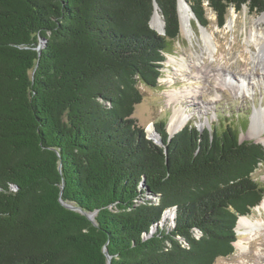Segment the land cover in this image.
Instances as JSON below:
<instances>
[{
    "label": "trees",
    "instance_id": "obj_1",
    "mask_svg": "<svg viewBox=\"0 0 264 264\" xmlns=\"http://www.w3.org/2000/svg\"><path fill=\"white\" fill-rule=\"evenodd\" d=\"M185 1L202 27L205 5L219 28L229 8L264 11V0ZM154 3L164 35L150 27ZM178 34L177 0H0V264L233 254L238 219L264 199L252 179L264 147L231 126L170 138L164 122L159 147L132 118Z\"/></svg>",
    "mask_w": 264,
    "mask_h": 264
},
{
    "label": "rangeland",
    "instance_id": "obj_2",
    "mask_svg": "<svg viewBox=\"0 0 264 264\" xmlns=\"http://www.w3.org/2000/svg\"><path fill=\"white\" fill-rule=\"evenodd\" d=\"M185 6L188 9V3ZM263 13L264 11L251 13L246 6L238 12L229 8L224 25L219 28L216 15L205 5L208 25L200 27L194 13L189 11L192 33L183 35L178 10L179 34L166 54L162 75L156 87L151 88L144 84L138 86L142 101L135 106L132 118L144 129L149 140L151 139L147 135V128H158L161 122H164L168 136H173L189 124L199 130L206 127L217 128L219 131L231 126L237 130L239 142L259 143L264 147V47H258L251 39L254 29L262 32L264 36V22L256 24ZM153 14L150 26L158 31L151 24ZM162 28L164 29V24ZM170 57L179 64L185 63L183 73L173 70L174 66L168 63ZM188 90L195 96L181 100V106L190 116L189 120L170 135L167 125L177 105L167 104L164 93L183 91L184 94ZM255 110L261 112L251 128V116ZM252 179L264 188V164L252 174ZM143 197L145 200L152 199L147 193ZM254 209L250 215L253 214L263 222V235L245 244L244 239L247 236L238 235L236 232L234 245L240 240L247 247L246 250L242 251L234 246L232 255L218 258L215 264H264V208H259L260 216ZM172 217L173 212L167 211L162 220H171ZM171 226L168 221L167 228ZM195 235L198 236V233L195 232Z\"/></svg>",
    "mask_w": 264,
    "mask_h": 264
},
{
    "label": "bare ground",
    "instance_id": "obj_3",
    "mask_svg": "<svg viewBox=\"0 0 264 264\" xmlns=\"http://www.w3.org/2000/svg\"><path fill=\"white\" fill-rule=\"evenodd\" d=\"M178 10H179V18H180V30L183 35H190L192 33V29L190 27V15L187 7L185 6L184 0H179L178 2ZM262 22H264V13L260 17V19L257 21V25H260ZM162 19L160 17V14L158 12V9L156 8L152 17L151 24L154 28H156L158 31L162 32ZM251 39L252 41L258 46V47H264V36L262 32L257 31V29H254L251 32ZM168 63L172 64L173 70L177 71L178 73H183L182 69L186 68L185 63H178L173 57L169 58ZM178 67V68H177ZM202 74V73H201ZM199 75V73H197ZM165 97L167 98V104H174L177 105V108L174 107L171 116L168 121L167 125V131L170 135H173L176 131H178L182 126H184L188 120L189 115H187L186 111L181 106V100L183 101L185 98H189V96L194 97V93L188 90V93L183 94V91L181 92H167L164 93ZM183 97V98H182ZM182 98V99H181ZM191 98V97H190ZM214 100V99H213ZM260 110H255V112L251 116V128L254 127L255 121L257 120V116L260 115ZM260 133V132H258ZM147 135L148 137L158 142V136L153 130L152 126H149L147 128ZM259 208H264V200L261 202L259 207H256L254 210L258 212V215H261V212ZM263 222L261 219L255 218L253 214L247 216V217H241L237 221V227L236 232L238 235H246L247 238L244 239V243L247 244L250 241L255 240L259 236L263 235ZM239 250H246V246L243 245L242 241H237L234 245Z\"/></svg>",
    "mask_w": 264,
    "mask_h": 264
},
{
    "label": "water",
    "instance_id": "obj_4",
    "mask_svg": "<svg viewBox=\"0 0 264 264\" xmlns=\"http://www.w3.org/2000/svg\"><path fill=\"white\" fill-rule=\"evenodd\" d=\"M185 1V0H184ZM178 2H179V0H177V13H178ZM185 4H187V2L185 1ZM154 5V11H155V9L156 8H158L157 7V4L156 3H154L153 4ZM188 9H189V11L193 14V12H192V10H191V8H190V6L188 5ZM154 11H153V13H154ZM193 16H194V14H193ZM195 17V16H194ZM196 19V18H195ZM163 24H164V21H163ZM200 27H202L201 25H199ZM151 27V26H150ZM203 28V27H202ZM158 34H160V35H164V29L162 30V33H159L158 31H156ZM40 46H39V48H38V50H40ZM153 127V126H152ZM153 130H154V132L156 133V131H155V129H154V127H153ZM156 135L158 136V142H155V141H153V140H151L155 145H157V146H159V147H163V144H162V141H161V139H160V137H159V135L156 133ZM170 138L172 137V136H169ZM63 204V203H62ZM63 206L65 207V208H67V209H69V210H72V211H77V212H80V213H82L79 209H77L76 207H73V206H70V205H66V204H63ZM83 215H85L86 217H87V219L89 220V221H91L92 223H94V213L93 214H85V213H82ZM105 253H106V251H105ZM106 257H107V264H110L109 262H110V257L107 255V253H106Z\"/></svg>",
    "mask_w": 264,
    "mask_h": 264
}]
</instances>
